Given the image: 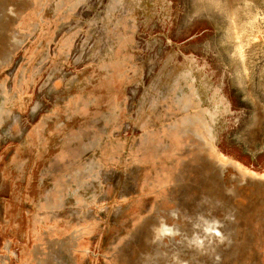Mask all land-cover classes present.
<instances>
[{
  "label": "rangeland",
  "instance_id": "374dc122",
  "mask_svg": "<svg viewBox=\"0 0 264 264\" xmlns=\"http://www.w3.org/2000/svg\"><path fill=\"white\" fill-rule=\"evenodd\" d=\"M0 264H264V0H0Z\"/></svg>",
  "mask_w": 264,
  "mask_h": 264
}]
</instances>
